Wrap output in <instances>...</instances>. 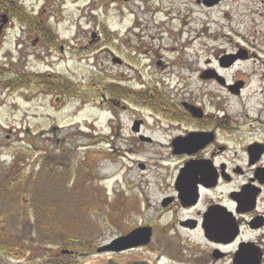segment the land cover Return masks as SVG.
Segmentation results:
<instances>
[{
    "label": "flooded vegetation",
    "instance_id": "af4514ba",
    "mask_svg": "<svg viewBox=\"0 0 264 264\" xmlns=\"http://www.w3.org/2000/svg\"><path fill=\"white\" fill-rule=\"evenodd\" d=\"M150 1L159 0H0V85H17L24 103H63L72 120L62 122L84 138L81 147L103 148L105 165H118L125 180L133 173L132 201L122 198L129 186L123 184L120 194V216L131 223L114 239L138 232L136 245H113L102 253L97 248L113 238L82 243L81 249L71 239L54 253L39 242L37 250L28 247L24 231V243L14 242L3 220L13 218L8 206L17 195V204L23 201L17 215L23 211L22 220L29 221L27 194L18 193L23 179L12 173L5 152L18 120L0 121V264H87L104 257L264 264V0H248L247 11L224 13L231 17L229 44L209 46L199 68H175L184 64L179 59L144 62L155 65L145 77L139 53L135 47L127 56L119 51L120 31L107 20L113 7L122 16L127 8L145 12ZM222 1L194 3L214 8ZM202 30L213 39L207 26ZM24 112L20 120L29 123ZM49 116L50 124H21V131L60 128ZM42 212L32 222L37 227H45Z\"/></svg>",
    "mask_w": 264,
    "mask_h": 264
},
{
    "label": "rangeland",
    "instance_id": "374dc122",
    "mask_svg": "<svg viewBox=\"0 0 264 264\" xmlns=\"http://www.w3.org/2000/svg\"><path fill=\"white\" fill-rule=\"evenodd\" d=\"M247 4L248 0H223L214 8H204L196 5L194 0L150 1L144 5L148 7L145 12L134 7L133 13L127 8L122 16H116L118 12L114 11L113 7L108 11L107 21L120 31L115 40L116 44H121L117 46L119 51L122 49L127 56L126 51L135 47V51L139 53L137 61L142 62L140 66L157 60L171 62L179 59L184 64H177L175 68L179 69L185 65L195 70L200 67L202 57L210 56L209 46L223 47L229 44L231 17H224V13L229 15L231 10L236 13L247 11ZM204 26H207L209 32L213 31V39H208L207 33H203ZM185 27L186 31L183 30ZM262 30L264 32V25ZM186 37L195 39L191 41V47H186L184 43ZM201 45L204 46L203 50L196 48ZM153 66L155 65L144 66L142 72L145 77ZM113 70L117 71V68ZM191 84L194 88L198 87L196 83ZM10 86L4 89L6 86L0 85V90L4 91V94L0 95V121L9 125L18 120L15 123L17 131L10 133L12 143L9 147L6 146L5 152L14 163L12 173L23 179L22 184H17V189L18 193L27 194H25L27 207L24 206V209L29 221L22 220L23 211L20 216L17 215L16 206L21 208L23 201L20 203L18 201L17 204L16 200L19 198L12 194L13 202L8 209L11 206L13 218L3 220L6 222L5 234L20 244L24 243L19 237L20 231H24V239L28 237V247L37 250L35 244L39 242L43 244L42 249L45 252L51 253L57 252L61 246L64 248L62 243L70 242L71 239L75 240L72 243L77 249H81L82 243L85 242H95L99 245L114 239L131 223L129 217L120 216L124 210L120 194L123 184L129 186L131 189L126 193L127 197L122 198H126L125 202L132 201L131 194L133 196L135 189L133 173L125 180L119 176L118 165H105L103 148L95 145L81 147L80 143L84 138L78 133L70 132L71 129L68 128L70 125L62 122V119L72 120L66 117L69 109L63 103L60 105L52 103L51 107L46 108L40 107L38 100L24 103L21 93L16 89L18 86ZM24 111L28 114L29 123L21 121ZM47 113L55 116L52 124L59 125L60 128L53 132L46 130L37 133L34 127H30L28 134L21 131V124L22 126L37 124L36 122L50 124V116L46 119ZM77 118L80 119L81 116ZM0 135L3 137L4 133L0 132ZM41 155L44 157L39 159ZM33 162L35 164L30 168L29 163ZM157 196L156 193L154 197ZM43 209L45 212L54 209L58 221L55 229L32 224L38 220V211L41 214ZM18 218L24 222L23 230L17 228L21 222ZM51 220L53 218L48 220L49 224Z\"/></svg>",
    "mask_w": 264,
    "mask_h": 264
},
{
    "label": "water",
    "instance_id": "95a60500",
    "mask_svg": "<svg viewBox=\"0 0 264 264\" xmlns=\"http://www.w3.org/2000/svg\"><path fill=\"white\" fill-rule=\"evenodd\" d=\"M215 2H218L219 0H214ZM137 230L134 229L131 233L126 235L125 237L114 239V241L111 242L110 245L106 247H100L97 249L98 252H101L107 249H110L111 246L116 245L114 247L115 250H120L122 247H132L136 245V237H137ZM88 264H152L148 262L147 260L141 259V258H135V257H129V258H113V257H106L99 260L92 261Z\"/></svg>",
    "mask_w": 264,
    "mask_h": 264
},
{
    "label": "trees",
    "instance_id": "16d2710c",
    "mask_svg": "<svg viewBox=\"0 0 264 264\" xmlns=\"http://www.w3.org/2000/svg\"><path fill=\"white\" fill-rule=\"evenodd\" d=\"M43 214H44V217L45 218H47L48 220L49 219H55L56 220V222L55 223H57L56 225L55 224H52V223H47V221L48 220H46V224H45V227L47 226L48 228H56L57 227V225H58V221H57V216L56 215H54V209H52V210H48V211H46L45 212V210L43 209V212H42ZM54 225V226H53Z\"/></svg>",
    "mask_w": 264,
    "mask_h": 264
},
{
    "label": "bare ground",
    "instance_id": "6f19581e",
    "mask_svg": "<svg viewBox=\"0 0 264 264\" xmlns=\"http://www.w3.org/2000/svg\"><path fill=\"white\" fill-rule=\"evenodd\" d=\"M171 18H174V17H171ZM186 27H185V29H183L184 31H186ZM207 37H208V39H210V37L208 36V34H207ZM195 39H190V38H188V37H186V40L184 41V43H185V45H186V47L188 48V47H190V45H191V41H194Z\"/></svg>",
    "mask_w": 264,
    "mask_h": 264
}]
</instances>
